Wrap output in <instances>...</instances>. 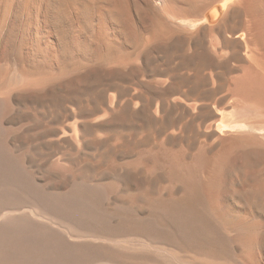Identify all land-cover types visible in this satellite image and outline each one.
Returning a JSON list of instances; mask_svg holds the SVG:
<instances>
[{
  "label": "bare ground",
  "instance_id": "1",
  "mask_svg": "<svg viewBox=\"0 0 264 264\" xmlns=\"http://www.w3.org/2000/svg\"><path fill=\"white\" fill-rule=\"evenodd\" d=\"M252 256L264 0H0V264Z\"/></svg>",
  "mask_w": 264,
  "mask_h": 264
},
{
  "label": "rangeland",
  "instance_id": "2",
  "mask_svg": "<svg viewBox=\"0 0 264 264\" xmlns=\"http://www.w3.org/2000/svg\"><path fill=\"white\" fill-rule=\"evenodd\" d=\"M252 259H253V261H255V262H257V263H264V257L262 256V257H260V258H255V257H251ZM252 259H251V261H252ZM257 259H259V260H257ZM260 261V262H259Z\"/></svg>",
  "mask_w": 264,
  "mask_h": 264
}]
</instances>
